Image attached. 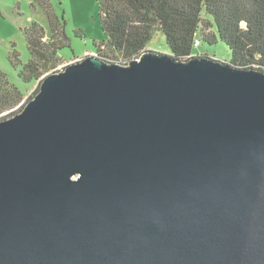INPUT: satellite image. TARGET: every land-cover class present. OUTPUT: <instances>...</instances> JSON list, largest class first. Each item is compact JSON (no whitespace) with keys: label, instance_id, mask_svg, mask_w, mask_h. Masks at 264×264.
Wrapping results in <instances>:
<instances>
[{"label":"water","instance_id":"water-1","mask_svg":"<svg viewBox=\"0 0 264 264\" xmlns=\"http://www.w3.org/2000/svg\"><path fill=\"white\" fill-rule=\"evenodd\" d=\"M0 264H264V71L87 54L0 120Z\"/></svg>","mask_w":264,"mask_h":264},{"label":"trees","instance_id":"trees-1","mask_svg":"<svg viewBox=\"0 0 264 264\" xmlns=\"http://www.w3.org/2000/svg\"><path fill=\"white\" fill-rule=\"evenodd\" d=\"M35 1L46 11L49 30L37 23L25 29L30 58L24 64L16 49L10 55L15 66L22 65L19 76L25 83H39L30 99L46 75L60 70V52L69 46L64 17L53 12L49 0ZM99 19L106 38L94 42L93 52L107 62L128 64L163 33L179 59L221 40L230 49L231 63L264 71V0H99ZM26 94L0 68V120L21 111Z\"/></svg>","mask_w":264,"mask_h":264},{"label":"rangeland","instance_id":"rangeland-1","mask_svg":"<svg viewBox=\"0 0 264 264\" xmlns=\"http://www.w3.org/2000/svg\"><path fill=\"white\" fill-rule=\"evenodd\" d=\"M53 12L65 19V31L69 38V46L60 52L63 69L70 63L77 62L87 54H94V42L106 38L99 19V0H49ZM37 23L49 30L46 11L35 0H0V68L7 73L10 81L21 91L26 92L25 105L34 95L38 81L34 84L25 83L19 76L22 65L15 66L10 55L16 49L24 64L30 58L25 29ZM49 33L47 32V38ZM147 49L171 54L163 33H157ZM208 52L211 57L230 62V49L219 40L217 44L204 43L194 49V54ZM33 93V94H32ZM32 94V95H30Z\"/></svg>","mask_w":264,"mask_h":264}]
</instances>
